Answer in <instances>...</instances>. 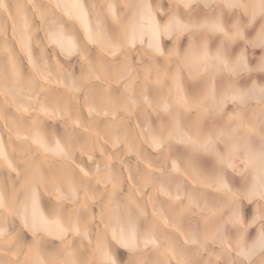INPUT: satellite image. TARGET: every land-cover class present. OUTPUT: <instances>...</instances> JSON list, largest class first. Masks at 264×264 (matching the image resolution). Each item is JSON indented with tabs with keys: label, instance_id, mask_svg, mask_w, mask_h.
<instances>
[{
	"label": "bare ground",
	"instance_id": "bare-ground-1",
	"mask_svg": "<svg viewBox=\"0 0 264 264\" xmlns=\"http://www.w3.org/2000/svg\"><path fill=\"white\" fill-rule=\"evenodd\" d=\"M0 264H264V0H0Z\"/></svg>",
	"mask_w": 264,
	"mask_h": 264
}]
</instances>
